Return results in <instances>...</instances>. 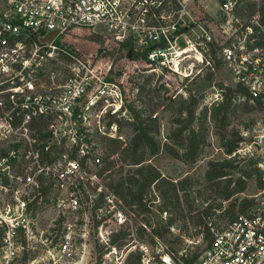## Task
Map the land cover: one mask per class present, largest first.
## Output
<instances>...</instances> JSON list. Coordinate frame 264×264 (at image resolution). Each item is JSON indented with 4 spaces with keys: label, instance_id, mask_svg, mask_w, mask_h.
Returning <instances> with one entry per match:
<instances>
[{
    "label": "built area",
    "instance_id": "obj_1",
    "mask_svg": "<svg viewBox=\"0 0 264 264\" xmlns=\"http://www.w3.org/2000/svg\"><path fill=\"white\" fill-rule=\"evenodd\" d=\"M198 1L0 0V146L6 147L0 150L1 264L29 247L40 233L36 213L48 206L65 261L73 259L77 239L89 234L92 218L103 235L111 216L99 215L105 206L116 217L115 231L133 234L132 217L108 192L103 170L107 158H117L105 144L125 142L122 124L131 120L125 73L106 49H125L149 65L177 59L172 71L178 73L180 61L189 58V47L178 43L188 42L187 17ZM236 4L221 3L224 18L232 17ZM235 22L232 33L224 32L218 57L252 100L264 102V24L259 12ZM91 33L100 40H90ZM85 40L104 43L102 52L87 57L78 47ZM198 40L203 52L207 43L217 45L204 29ZM163 41L167 48L153 49ZM101 196L104 204L95 213ZM211 230L214 238L199 258L182 264H264V211L238 214ZM140 248L141 264H178L167 251Z\"/></svg>",
    "mask_w": 264,
    "mask_h": 264
},
{
    "label": "rangeland",
    "instance_id": "obj_2",
    "mask_svg": "<svg viewBox=\"0 0 264 264\" xmlns=\"http://www.w3.org/2000/svg\"><path fill=\"white\" fill-rule=\"evenodd\" d=\"M223 1L200 0L191 9L190 15L187 17L189 21L187 27L188 42H181L179 40L178 43L179 47H189V50L186 51V53H189V58L180 61L178 73L172 71V59L166 65H161L160 63L149 65L144 59L137 57L130 58V54L128 51L125 52V49L118 51L114 48L110 52L109 49L113 48L112 45L107 46H111L110 48H105L107 56L111 58L110 60L114 62L116 68L122 71L121 73H125L127 117L131 120L133 119L130 106L144 111L145 116L150 115L151 111L154 110V114L152 113L153 117L157 116L160 123L158 138L163 143L167 142L168 137L172 135L174 121L179 118L178 108L180 102L182 99L188 97L187 91L189 88L197 91V85L201 84L203 86L201 89L204 91V97L197 110V116L199 117L204 108H211L214 103L222 101L221 87L223 86H220L221 84L225 87L236 86V81L223 62L219 67L212 70L215 75L212 83L207 84L203 82L208 71V62L205 59L204 52L199 47L198 36L203 33L204 29L213 35L217 46H221L226 41L224 32L227 30L229 33H232L230 30L233 27L232 17L228 16L224 18L220 10ZM236 2L241 8L240 13L244 14L245 18L249 17L248 13L252 6H255L256 10H258L264 5V0H236ZM89 37L90 40L96 38L92 33ZM78 43H80L78 47L87 57L95 55L97 50L98 52H102L104 47V43L97 45L93 42H86V40ZM216 51L218 56L219 50L217 49ZM207 58L210 60V55L207 54ZM176 60L174 59L173 63H176ZM235 103L237 104L232 107L238 108H235L231 115V125L229 128L234 127L240 130L244 137V141L240 144L239 150L235 154L231 156L226 154L221 146L220 136L217 134L210 116H208L207 142L196 163L187 164L182 160L173 158L166 151L160 152L149 160L163 176L171 180L190 179L188 190L180 192L182 207L176 210V213L173 211L171 214L167 212L160 213L158 211L161 200L157 198L158 193L152 187L148 197L154 199V204L151 206L152 212L134 217L129 210H125L127 215L132 217L133 225L131 231L133 234L127 228V232L130 234V236H127V246L123 247L122 250L106 252L104 245L109 243L110 234H106L105 231L112 230L116 232L117 226L115 225L116 217H114L111 209L107 211L105 206L99 212V215L107 213V215L111 216L107 226L103 229V235H100V232L98 233L97 228L94 226V221H96L94 219L96 217L92 218L89 234L77 239V247H75L73 259L65 261L58 256L57 241H54L56 239H54V235L51 233L53 229V212L49 209L50 206H48L46 209L43 208L36 213L40 233L32 240L29 247H25L20 253H17L10 264H126L130 255H135L138 252L141 253L140 246L148 247L151 254L164 250L168 253L169 251H173L177 257H182L183 255L189 258L195 255L200 256L208 246V243L203 237L204 228L202 227L204 224H200V218L196 217L197 210L206 204L216 207L220 202L215 188L210 187L205 180L208 164L211 161H222L230 158H237L243 165L250 161H257L260 170L263 172L264 180V139H260V136L264 132V113L256 109L243 110L238 99ZM122 129L126 136V141H128L131 131L127 126L122 127ZM168 141L176 147L175 143L170 140ZM108 144L109 142L105 144L107 150H109ZM1 149H6L5 145L0 146ZM180 151L182 152V150ZM128 169L124 167V174L128 172ZM258 179L259 176H253L249 179L246 191L236 196L231 203L238 204L246 198L254 199L255 205L248 212H263L264 186L260 188ZM190 204L194 205L196 211L189 212L191 210ZM224 206H228V202H224ZM235 210L239 213L238 209ZM212 211L213 213L210 218H205V221L212 224L214 230L225 227L230 220V213H221L217 210ZM171 215L176 219L175 226L171 228V233L168 234L165 240L153 238L151 235L152 229L157 226L159 221L161 223L162 221L166 222ZM148 221L152 226H150ZM141 227H146L144 235H141L137 231ZM55 229H59V226H56ZM41 231H45V233L43 234ZM46 237H48V241H46ZM2 262L4 260L0 250V264Z\"/></svg>",
    "mask_w": 264,
    "mask_h": 264
},
{
    "label": "trees",
    "instance_id": "obj_3",
    "mask_svg": "<svg viewBox=\"0 0 264 264\" xmlns=\"http://www.w3.org/2000/svg\"><path fill=\"white\" fill-rule=\"evenodd\" d=\"M240 10V6L236 4L232 12L233 24H236V20L247 21L257 12L260 13L261 21L264 24V5L258 10H256L255 6H252L248 13V18H245L244 14L240 13ZM94 37H96L94 38L96 41L100 40L98 36ZM207 47L208 50L204 52V56L208 62V71L203 82L208 84L212 83L215 76L212 70L219 67L222 61L217 56L216 50H219L217 45L207 43ZM207 54L210 55V60L207 58ZM210 85L212 86V84ZM220 86H223L221 87L222 101L214 103L211 108H204L199 117L197 116V110L204 97V91L201 89L203 86L201 84L197 85V91L188 89V97L180 102L178 108L179 118L174 121L172 135L164 143L158 138L160 123L157 116L153 117L154 110L151 111L150 115L145 116L144 111L130 106L133 119L124 121L122 124L123 128L127 126L130 129V138L125 142L118 140L109 142V152L111 155L117 154V158L112 160L107 158L103 166L104 172L108 173L106 177L108 192L115 195L120 201V207L125 213V210H129L132 216L137 217L138 215L152 212L151 206L154 204V199L148 198L152 187L158 193L157 198L161 200V205L158 207L160 213L167 212L171 214L172 211L176 213V210L182 207L180 192L188 190L190 179L171 180L163 176L149 160L160 152L166 151L173 158L182 160L187 164L196 163L207 142L208 116H210L217 134L220 136L221 146L226 154L231 156L239 150L244 137L240 130L234 127L229 128L231 115L234 109L238 108H233L232 106L237 104L235 102L238 99L243 110L256 109L263 112L264 102L260 99L252 100L246 89L239 84H236L235 87H225L222 84ZM168 140L175 143L177 148L170 144ZM3 154H5V151L1 152V155ZM124 167L129 168L126 174H124ZM253 176H259L258 183L260 188H263V172L260 170L257 161H250L243 165L237 158H230L222 161H211L208 164L205 180L210 187L215 188L220 200L216 207L206 204L201 209H198L199 211L197 210L196 217L200 218V224H204L202 227L204 228L203 237L208 245L212 242L214 233L211 230L212 224L206 222L205 218H210L213 213L212 210L230 213L229 222H231L238 214H248V210L255 205L254 199L247 198L238 204L231 203L236 196L246 191L248 180ZM224 202H228V206H224ZM103 204V196H101L96 201L94 212L96 213V208L102 207ZM190 208L189 212L196 211L193 204H190ZM235 209H238L239 213ZM175 222V217L171 215L166 222L162 221L161 223L159 221L157 226L152 229V232L150 230L149 232H151L153 238L165 240L168 234L171 233V228L175 226ZM137 231L144 235L146 229L141 227ZM127 236H130V234L126 228H120L116 232H112L109 236V243L104 245L106 252H111L113 248L122 250L123 247H126ZM1 239L2 232L0 231V243ZM169 254L178 264L193 263L199 258L197 255L191 258L184 255L177 257L173 251H169ZM141 259L142 253L138 252L135 255H130L126 264H141Z\"/></svg>",
    "mask_w": 264,
    "mask_h": 264
},
{
    "label": "water",
    "instance_id": "obj_4",
    "mask_svg": "<svg viewBox=\"0 0 264 264\" xmlns=\"http://www.w3.org/2000/svg\"><path fill=\"white\" fill-rule=\"evenodd\" d=\"M168 46H169V44H168L166 41H163V42H161V43L155 45V46L153 47V49H165V48H167ZM129 56H130V58H132V57H131V54H130Z\"/></svg>",
    "mask_w": 264,
    "mask_h": 264
}]
</instances>
